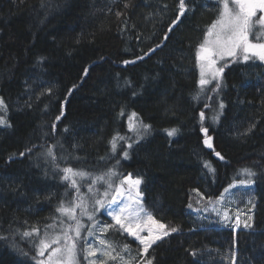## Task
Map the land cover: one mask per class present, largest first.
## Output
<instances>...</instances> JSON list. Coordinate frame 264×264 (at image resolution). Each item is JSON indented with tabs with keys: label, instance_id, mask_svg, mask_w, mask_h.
Masks as SVG:
<instances>
[{
	"label": "trees",
	"instance_id": "obj_1",
	"mask_svg": "<svg viewBox=\"0 0 264 264\" xmlns=\"http://www.w3.org/2000/svg\"><path fill=\"white\" fill-rule=\"evenodd\" d=\"M184 3L180 15V0H0V264H41L39 239L76 205L78 173L113 168L141 180L154 220L179 229L133 264H264V62L240 52L203 92L197 52L219 5ZM244 169L255 186L237 207L253 217L235 232L207 209Z\"/></svg>",
	"mask_w": 264,
	"mask_h": 264
},
{
	"label": "rangeland",
	"instance_id": "obj_2",
	"mask_svg": "<svg viewBox=\"0 0 264 264\" xmlns=\"http://www.w3.org/2000/svg\"><path fill=\"white\" fill-rule=\"evenodd\" d=\"M210 1L219 5V17L223 11L224 2H227L230 8L235 7L234 0ZM261 15H264V13H261L258 10L256 16L252 18L253 21H256ZM262 27L264 26L259 24L254 25L251 33L249 34L250 42L264 43V36H261L259 40L256 39V33L260 31ZM209 39H211V37H209L207 33L205 40ZM240 52L241 51L237 50L236 55ZM243 55L244 54H242V58ZM232 58L234 57L227 55H225L223 59L216 58L215 67L219 68L227 60ZM256 59L259 60L258 58ZM198 64L201 79V63L198 62ZM205 78L210 79L211 82L205 86V90L203 92L207 91L210 86L218 83L221 78V74L216 79H211L210 75H206ZM1 107L2 105L0 104V114L2 113ZM216 110H218L217 106H213L211 110L212 114H214ZM212 114L211 118L216 119V116H213ZM0 120H3L2 116H0ZM135 129L136 128L131 131V136H129L127 141H125L126 147H128L129 144L132 145L136 141L140 140L137 134L142 131L137 130L136 134H134ZM210 143L212 144L211 140ZM118 148L119 145L117 146L116 151ZM128 158L129 156L125 158L122 154L118 165H120L121 162L128 161ZM241 175L243 180L235 181L227 189H225L223 194L215 202L211 203L207 209V215L216 216L220 219V221L230 222L233 225H237V220H239V226L244 217L247 222L250 221L249 217H251L252 220V213H244L243 216L240 214L239 211L241 210L237 207L238 202L236 199V193L243 194L246 201L245 203L247 204V207H249L251 200L249 199L248 190L250 187H254L255 183L253 180V183H247L250 178L247 177L248 175L244 171L241 172ZM100 177H103V179H99ZM129 177L131 179H129ZM136 179L137 178L132 176H122L116 168L92 178L85 175L79 177L78 186L81 188L80 191H78L79 196L77 201H75L76 205H67L66 209L68 211H62L59 218L48 227L39 239V252L42 259L40 263L69 264L67 249L72 248L73 244H75V255L72 264H91L92 261H96V264H133V260L138 256V254L145 253L144 246L134 235L124 231L120 225L116 224L112 217L108 215V210L116 207V204L113 203V200H115L118 202L120 207H124L126 209L125 212L121 214L123 217L121 223L128 224L131 222L132 225H141L145 228L151 227L153 229L152 234L154 235L159 232L157 225L160 223L153 219L156 223L150 225L147 221V215L151 214L143 203L140 187L141 183L138 186L133 183ZM97 199L102 200L103 207L96 203ZM68 200L74 202L71 198H68ZM133 210H135V214L129 216L128 213ZM225 213H227V219H225ZM239 214L241 216L237 217ZM89 215L93 217L91 220L88 218ZM77 222L79 223V237L76 235ZM239 226H237L235 230H239ZM112 229L121 231L126 237L120 240H112L108 238L107 234ZM165 230H167L166 227ZM132 231L135 232L137 229L133 227ZM89 233H91V235H89ZM138 234L145 239L149 236V232L147 230L140 231ZM102 240L104 241L103 244H101ZM89 244L91 245V249L96 251V256L87 255L89 251ZM104 253H107V255ZM210 260L212 262L215 258L211 257ZM137 264H148V260L143 261L142 259ZM218 264H224V260L219 258ZM233 264H237L236 258L234 259Z\"/></svg>",
	"mask_w": 264,
	"mask_h": 264
},
{
	"label": "snow or ice",
	"instance_id": "obj_3",
	"mask_svg": "<svg viewBox=\"0 0 264 264\" xmlns=\"http://www.w3.org/2000/svg\"><path fill=\"white\" fill-rule=\"evenodd\" d=\"M235 7L230 8L227 2L223 3V11L220 14L218 20L211 26V29L208 32V36L211 37L209 40H205L199 47L197 52V59L201 63V79L199 81L201 85V90H205V86L209 84L211 81L210 79L205 78L206 75H210L211 79H216L224 70V67L227 65H221L219 68L215 67L216 65V58L223 59L225 55L235 57L237 54V50L241 51L243 55L244 61L249 60L252 57L258 58L261 61H264V43H253L249 40V34L251 33L255 24H259L264 26V15L259 16L256 21H253V17L256 16L257 11L259 10L261 13H264V0H234ZM127 6V5H126ZM185 11V3L184 0H180V15H184ZM261 36H264V27L260 31L256 33V39L259 40ZM154 51V50H153ZM43 59V58H41ZM128 63V61H125ZM220 87L219 84L214 86L215 89ZM221 109L224 108V104L221 103L219 105ZM135 115V114H133ZM201 120L204 119V113L201 112L200 114ZM59 119V117L57 118ZM4 121L0 120V124H3ZM254 127V125H253ZM150 125H143V132H138V138H142L144 134H147ZM201 131L204 133L206 139L204 143L209 147L212 148V144L210 143L211 137L208 136V129L206 127H201ZM251 131V128L248 129ZM177 132V129L173 128L167 130L168 136H174ZM129 148L132 147L131 144L128 145ZM116 145L113 143V150H115ZM23 155V154H21ZM48 155H52L51 151H49ZM123 155L125 158L128 156V152L124 151ZM219 156V153H216ZM222 159V157H221ZM208 166V165H206ZM66 173H72L71 168L64 169ZM248 176H255L256 173L250 169L243 170ZM75 174V173H74ZM79 175L83 176L85 173L81 172L78 173ZM67 179V176L64 177ZM99 179H103L100 177ZM129 179H131L129 177ZM134 185L138 186L141 183L140 179H136L133 181ZM247 183H253L251 179L247 181ZM97 204H100L103 207L102 200L97 199ZM113 203L116 204V207L111 208L108 210V215L112 217V219L116 222V224L120 225V227L129 232L131 235H134L136 239L140 241L141 244L144 246V252L146 253L147 250L151 247L152 244L156 243L157 240L162 239L164 236L169 235V232H177L179 229L173 227L169 230H165V226L163 224L157 225L159 232L157 234H152L153 229L151 227H143L141 225H132L131 222L128 224L121 223L122 220V213L125 212L124 207H120L118 202L113 200ZM58 211H68L67 209H58ZM135 214V210L129 212L128 215L132 216ZM147 215V214H146ZM89 220L93 217L89 215ZM225 219H227V213H225ZM251 220V217H249ZM148 223L155 224L156 222L153 220L151 215H147ZM237 226H239V220H237ZM135 227L137 231H132V228ZM245 228L251 227V224L245 223ZM147 230L149 232V236L145 239L142 238L138 233L140 231ZM28 235V233H25ZM77 237H79V223L77 222ZM91 235V233H89ZM104 241H101L103 244ZM89 251L87 255L89 256H96V251L91 249V245H88ZM127 247V246H125ZM43 254V253H41ZM107 255V253H104ZM75 255V244H73L72 248L67 249V257L69 264H72ZM193 256L196 255L195 252L192 253ZM91 264H96V261H92ZM148 264H151V260H148Z\"/></svg>",
	"mask_w": 264,
	"mask_h": 264
},
{
	"label": "water",
	"instance_id": "obj_4",
	"mask_svg": "<svg viewBox=\"0 0 264 264\" xmlns=\"http://www.w3.org/2000/svg\"><path fill=\"white\" fill-rule=\"evenodd\" d=\"M235 232H237L238 230H234Z\"/></svg>",
	"mask_w": 264,
	"mask_h": 264
}]
</instances>
